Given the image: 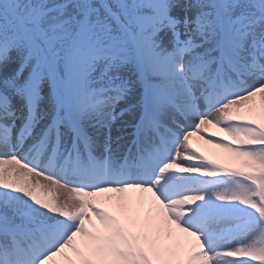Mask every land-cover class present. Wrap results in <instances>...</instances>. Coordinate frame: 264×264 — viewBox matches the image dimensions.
<instances>
[{
  "label": "snow or ice",
  "instance_id": "snow-or-ice-1",
  "mask_svg": "<svg viewBox=\"0 0 264 264\" xmlns=\"http://www.w3.org/2000/svg\"><path fill=\"white\" fill-rule=\"evenodd\" d=\"M0 264H264V0H0Z\"/></svg>",
  "mask_w": 264,
  "mask_h": 264
},
{
  "label": "bare ground",
  "instance_id": "bare-ground-1",
  "mask_svg": "<svg viewBox=\"0 0 264 264\" xmlns=\"http://www.w3.org/2000/svg\"><path fill=\"white\" fill-rule=\"evenodd\" d=\"M194 140L197 141V142L194 141V144L208 155H213L215 152L219 151L218 149L212 148L211 145L205 144L203 141L199 140L198 138H194Z\"/></svg>",
  "mask_w": 264,
  "mask_h": 264
}]
</instances>
